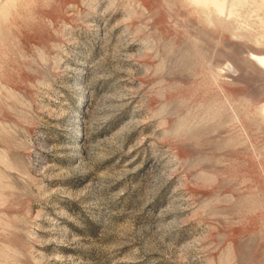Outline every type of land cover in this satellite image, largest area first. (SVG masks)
<instances>
[{
	"label": "rangeland",
	"instance_id": "rangeland-1",
	"mask_svg": "<svg viewBox=\"0 0 264 264\" xmlns=\"http://www.w3.org/2000/svg\"><path fill=\"white\" fill-rule=\"evenodd\" d=\"M264 0H0V264H264Z\"/></svg>",
	"mask_w": 264,
	"mask_h": 264
},
{
	"label": "bare ground",
	"instance_id": "bare-ground-1",
	"mask_svg": "<svg viewBox=\"0 0 264 264\" xmlns=\"http://www.w3.org/2000/svg\"><path fill=\"white\" fill-rule=\"evenodd\" d=\"M262 63L264 64V59L262 60Z\"/></svg>",
	"mask_w": 264,
	"mask_h": 264
}]
</instances>
